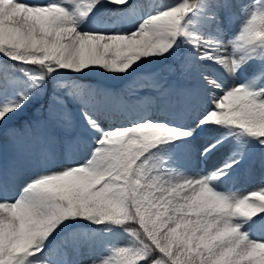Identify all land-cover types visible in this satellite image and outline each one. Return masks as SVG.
Masks as SVG:
<instances>
[{"label":"snow or ice","instance_id":"snow-or-ice-1","mask_svg":"<svg viewBox=\"0 0 264 264\" xmlns=\"http://www.w3.org/2000/svg\"><path fill=\"white\" fill-rule=\"evenodd\" d=\"M109 6L142 14L110 30L98 20ZM161 59L193 87L156 81L159 114L102 123L122 98L82 77ZM38 101L35 132L16 141L11 122ZM198 129L216 133L202 157L234 150L189 174L177 153ZM0 133L13 141L0 156V264H264V178L232 190L264 169V0H0ZM82 235L101 251L69 260Z\"/></svg>","mask_w":264,"mask_h":264},{"label":"rangeland","instance_id":"rangeland-1","mask_svg":"<svg viewBox=\"0 0 264 264\" xmlns=\"http://www.w3.org/2000/svg\"><path fill=\"white\" fill-rule=\"evenodd\" d=\"M32 2H37V0H32ZM38 2H44V0H38ZM152 3L156 6H163L164 4H171L177 2V0H131V3ZM139 10L140 9H136ZM129 14H133L131 10L128 12ZM127 14L121 15H113L104 17L102 13L98 17L99 22L102 25H108L113 23L112 26L115 29H128L129 19H127ZM241 21L239 18H235L232 23V30L235 31L238 29ZM8 63L10 66V71H15V68L11 67L10 62ZM176 65L172 64L171 62L164 61V60H153L149 63L142 64L139 68V75L142 76H154L155 80L148 81L144 80L143 82L139 81L135 88V91L132 94L133 96L137 97L139 93L144 96L146 100L152 102V98L157 97L158 93L156 89L153 87L154 82L159 81L164 83L166 79H168V75L174 76V79L179 76V78L183 77L180 75L178 71H172L171 69L175 68ZM19 75V73H17ZM167 75V76H166ZM177 75V76H176ZM132 77L128 76L127 74L123 76H111L102 72H96L92 74H88L85 77H82L84 80L83 83L86 85H90L93 88L105 90L107 88L105 85L100 83L102 80L103 82L107 83L110 88H114L117 92H130L124 88V85L127 81H129ZM189 76L184 75L182 83L180 85H185L187 83ZM164 80V81H163ZM172 84V82L170 83ZM112 86V87H111ZM111 89V90H112ZM43 99V98H41ZM154 104V103H153ZM156 105V104H154ZM42 105L40 102H36L33 105L29 106L28 109L25 111L23 115H21L17 120L11 122L10 128L15 132V139L20 138L21 136L26 135L28 132H32L33 127H30L29 124H32V117H39L41 115L40 109ZM136 111V108L132 110V113ZM78 114V113H77ZM128 114H122L120 117L123 119L128 118ZM136 115H133L134 118ZM191 120L189 119H178V124L187 125L190 124ZM114 125V124H113ZM194 126V125H193ZM216 133L214 131H200L199 129L194 133L193 137L189 138V143L185 145L178 153V162L183 163L182 168L189 172L190 174L201 172L202 170L207 171L220 165L228 155L234 150L232 145L227 144L225 142L224 147L220 148L219 150H215L213 154L207 158H204L200 155L201 146L205 145L208 141L214 139ZM7 137L0 133V150L5 149L6 151L9 150L10 153H7L8 157L9 154L12 156L13 148L8 144L6 140ZM216 156L210 158L212 156ZM193 164L194 166L191 168L186 169L187 165ZM34 170V169H33ZM264 178V169H261L258 165L253 169H245L242 171L240 179L237 181L236 184L232 186V190L238 193H247L248 191L254 190L257 188L260 180ZM80 227L81 233H88V227H92L90 225L82 224ZM85 246V247H84ZM101 249L98 246H93L90 241L85 236H81V247L79 253L73 251L71 248L67 249V258L69 260L84 262L86 261L94 252L99 253Z\"/></svg>","mask_w":264,"mask_h":264},{"label":"bare ground","instance_id":"bare-ground-1","mask_svg":"<svg viewBox=\"0 0 264 264\" xmlns=\"http://www.w3.org/2000/svg\"><path fill=\"white\" fill-rule=\"evenodd\" d=\"M142 14V12L141 11H139V10H136L133 14H130V15H127L128 17H127V19H129V25H128V29L129 28H132V27H134V25H135V23L137 22V20H138V18H139V16ZM108 26H111L110 27V30H116L111 24H108ZM94 73V72H93ZM97 73V75H98V72H96ZM139 73V69L137 70V73L136 74H134L133 76H131L132 78L129 80V81H127L126 83H125V85H124V88L126 89V90H128V91H130L129 93H132V92H134L135 91V88H136V86L137 85H139V84H137L139 81H141V82H143L145 79L146 80H148V81H151V83H152V80H155V78H154V76L151 74V76L149 75V77L148 76H142V75H139L138 74ZM89 74H92V73H89ZM167 76V75H166ZM177 76V75H176ZM168 79H166L165 80V82H167V83H171L172 82V85L175 87V86H177L179 83L181 84L182 83V80H183V78H184V76L183 77H181V78H179V76H177L175 79H174V76H171V74H170V76L168 75ZM145 80V81H146ZM192 79H191V77L189 76V81H191ZM164 81V80H163ZM164 82V83H165ZM100 83H102L103 85H105L106 87H107V89H108V91H109V86L107 85V83H105V82H103L102 80L100 81ZM189 83L190 82H188L187 84H186V86L188 87V85H189ZM141 98L143 99L144 97L143 96H141ZM140 98V96H139V98H138V100L140 101V102H144L142 99ZM139 102V103H140ZM150 104H153V103H150ZM146 110H147V112H151V109L149 108V106H147L146 107ZM119 120H113V121H105L104 122V124H111V125H113L112 123H116V122H118ZM28 135H29V132L26 134V136H24V138H27L28 137ZM15 139V138H14ZM6 140L8 141V144L9 145H11V147L13 148V141H12V139H10V138H6ZM79 152H80V150L79 149H77V150H75L74 152H73V155H79ZM213 157H216V156H212V157H210V158H213ZM180 163V162H179ZM181 165L183 164V163H180ZM194 165L193 164H191V165H187L185 168L186 169H188V168H192ZM189 173V172H188ZM190 174V173H189ZM85 247V246H84Z\"/></svg>","mask_w":264,"mask_h":264}]
</instances>
